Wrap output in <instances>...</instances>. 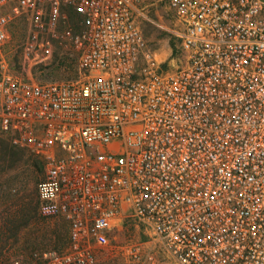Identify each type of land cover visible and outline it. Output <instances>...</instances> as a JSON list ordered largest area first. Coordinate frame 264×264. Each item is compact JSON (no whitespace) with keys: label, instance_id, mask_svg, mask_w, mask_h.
Here are the masks:
<instances>
[{"label":"built area","instance_id":"obj_1","mask_svg":"<svg viewBox=\"0 0 264 264\" xmlns=\"http://www.w3.org/2000/svg\"><path fill=\"white\" fill-rule=\"evenodd\" d=\"M18 24L0 136L68 245L1 264H264V0H0V54Z\"/></svg>","mask_w":264,"mask_h":264},{"label":"rangeland","instance_id":"obj_2","mask_svg":"<svg viewBox=\"0 0 264 264\" xmlns=\"http://www.w3.org/2000/svg\"><path fill=\"white\" fill-rule=\"evenodd\" d=\"M145 34L151 44L165 47L167 37L160 29L146 26ZM24 37V25L13 27L12 43L0 54L15 71L20 69L18 46ZM32 75L40 83L69 79L74 77L73 62L59 52L51 67L34 70ZM43 177L41 160L27 151L12 147L0 136V264L11 256H22L31 261L34 253L62 252L68 245L65 222L46 220L38 214L36 186Z\"/></svg>","mask_w":264,"mask_h":264}]
</instances>
